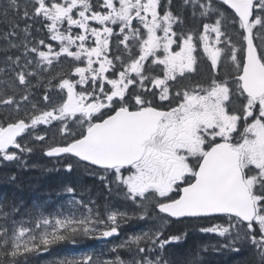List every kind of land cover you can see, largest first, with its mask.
Masks as SVG:
<instances>
[{
  "label": "snow or ice",
  "instance_id": "6c2138e0",
  "mask_svg": "<svg viewBox=\"0 0 264 264\" xmlns=\"http://www.w3.org/2000/svg\"><path fill=\"white\" fill-rule=\"evenodd\" d=\"M40 155L102 191L5 201L0 264L84 241L111 246L46 264H264V0H0V166ZM173 222L222 242L173 253Z\"/></svg>",
  "mask_w": 264,
  "mask_h": 264
},
{
  "label": "trees",
  "instance_id": "16d2710c",
  "mask_svg": "<svg viewBox=\"0 0 264 264\" xmlns=\"http://www.w3.org/2000/svg\"><path fill=\"white\" fill-rule=\"evenodd\" d=\"M29 167L20 168L15 164L10 166H0V206L5 201L16 204L22 211L13 213L16 221H27L29 216L25 213L31 209L33 216L42 212L48 215L56 211L60 206H66L63 200V193L57 195L64 184L78 185L79 187H91L93 192L102 191L98 181L82 175V172L68 173L65 170L44 172V166L51 168L53 165L49 159L40 156L27 158ZM36 164L37 167H31ZM11 175L17 177L15 183L9 180ZM37 206V207H34ZM8 210V209H5ZM2 222V220H0ZM144 223L143 221H141ZM219 220L201 221L204 226L211 223H221ZM131 225V224H130ZM141 225V224H140ZM128 227V226H127ZM187 232L186 239L179 245H173L169 251L187 256L188 253H195L197 248L205 244L213 245L221 241V238L214 234H204L193 228L192 224L173 222L167 230V234H179ZM100 251L96 248L94 241H84L79 245H62L50 253H46L39 258V264H46L47 261L62 256H79L83 253ZM238 257L229 252L211 253L206 264H235Z\"/></svg>",
  "mask_w": 264,
  "mask_h": 264
},
{
  "label": "rangeland",
  "instance_id": "374dc122",
  "mask_svg": "<svg viewBox=\"0 0 264 264\" xmlns=\"http://www.w3.org/2000/svg\"><path fill=\"white\" fill-rule=\"evenodd\" d=\"M68 200H69V196L67 194H63L62 202L64 201L66 206H68V204H67ZM53 212H55V211H53ZM147 226L148 225L145 222L142 223L141 221H134L131 225H128V227H126L123 230V232L121 233V236L118 237L116 241H112V242H118L119 239L124 238L126 236V234H128L130 232L138 231L141 228H146ZM94 244L96 245V248L98 250H104L106 253H107V248L111 246V242L109 244L105 245V244H102L101 242L94 241Z\"/></svg>",
  "mask_w": 264,
  "mask_h": 264
},
{
  "label": "water",
  "instance_id": "95a60500",
  "mask_svg": "<svg viewBox=\"0 0 264 264\" xmlns=\"http://www.w3.org/2000/svg\"><path fill=\"white\" fill-rule=\"evenodd\" d=\"M47 158V157H46Z\"/></svg>",
  "mask_w": 264,
  "mask_h": 264
}]
</instances>
